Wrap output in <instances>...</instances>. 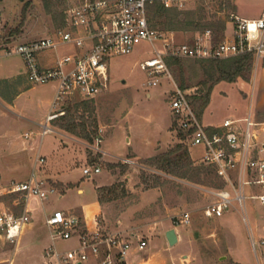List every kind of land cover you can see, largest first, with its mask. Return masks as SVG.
I'll return each mask as SVG.
<instances>
[{
	"label": "rangeland",
	"instance_id": "1",
	"mask_svg": "<svg viewBox=\"0 0 264 264\" xmlns=\"http://www.w3.org/2000/svg\"><path fill=\"white\" fill-rule=\"evenodd\" d=\"M81 1L1 0L3 22L0 25V47L53 34L67 24L70 10ZM236 3L243 14L264 8L262 0H237ZM186 11H195L197 21L201 24L225 22L226 30L214 32L216 40L220 42L231 33L236 6L235 0H195ZM208 29L211 28L162 31L172 34L173 37L169 38L175 44H181L193 41ZM70 49L61 47L58 51L61 54L74 52V49ZM163 49L162 43L155 46L142 43L132 54L110 59L108 90L91 99L73 98L65 106V114L57 119L58 124L63 118H73L76 127L74 132L60 130L58 124L57 129L64 136L48 133L42 137L39 133L43 131L47 115L53 110L56 82L31 84L25 73L26 76L18 82L19 87L17 81L3 79L22 65L21 57L13 55L0 58V160L3 167L8 165L3 172L0 168V198L3 205L10 208L18 206L20 197L7 193V189L12 182L28 179L35 166L34 163L28 166L23 156L18 158L12 155V142L8 143V139L3 136L5 133H10L20 146L36 140L33 146L26 148L33 160L39 150L42 156L49 159L50 152L62 141L63 144H76L84 153L85 160L78 164L80 170L91 165L101 167V173L93 177H87L81 171L72 174L74 181L80 182L79 186L85 188L84 194H78L77 187L66 195H62L59 190L51 194L42 209L43 221H35L33 229L21 240L17 250L16 245L0 241V264H10L11 261L13 264L43 262L45 258L49 259L45 248L51 244L59 252L76 247V239L65 241L53 237L52 240L44 213L50 215L56 209L66 211L75 205L92 203L94 185L98 184H102L97 189L103 205L100 224L107 227V232L120 231L131 240L144 237L149 241L148 248L157 249L158 243L162 241L154 253H158L157 259L165 264H264V245L260 244V240L264 239V205L260 206L257 200L247 201L251 226L257 240V249L254 251L248 228L238 210L230 209L218 219L203 215L202 208L212 200L205 190L226 186L224 180L215 173L211 176L188 175L182 178L144 164L143 158L136 159L137 166L118 165L122 162L119 156L149 157L162 151L156 150V146L164 149L169 141V149L180 142L186 143V138L181 137V132L176 130L171 108L172 93L176 84L179 87L181 84L180 69L168 65L171 77L161 75L160 82L151 86V77L140 67L141 62ZM181 61L184 81L189 85L185 90L189 96L200 87V82L208 81L210 84L212 76H219V72L211 71V61L187 58H181ZM9 99H14L15 107L9 106ZM80 103L83 104L78 106ZM69 108L72 113L66 114ZM249 112L254 122L264 120V68L260 65L256 70L254 61L251 69L236 81H220L215 85L201 124L208 127L210 124L223 123L226 119H244ZM240 125L244 127L245 123L241 122ZM27 132L32 135L29 140L25 138ZM100 148L109 152L107 159H117L106 161ZM190 156L193 161L199 160L200 148L190 147ZM109 163L115 166L111 167ZM37 174H40V166ZM58 189L64 190L65 187ZM185 210L193 213L191 224L177 227L180 243L165 245V231L175 228L174 216ZM122 224L125 229H122ZM160 225L161 233L151 234ZM158 236L160 240H151ZM147 250L130 254L127 264H142L147 259ZM182 254L189 255V261L188 258L181 261ZM54 263L55 260L49 261V264Z\"/></svg>",
	"mask_w": 264,
	"mask_h": 264
},
{
	"label": "built area",
	"instance_id": "2",
	"mask_svg": "<svg viewBox=\"0 0 264 264\" xmlns=\"http://www.w3.org/2000/svg\"><path fill=\"white\" fill-rule=\"evenodd\" d=\"M194 1L82 0L70 10L67 24L53 34L0 47V58L13 55L21 57L31 84H57L53 110L43 124L41 136L54 132L49 124L65 114V106L70 100L76 97L95 98L108 90L110 59L132 54L142 43L152 46L162 43L164 46L152 58L140 63L141 69L151 77V86L160 82L161 75L171 77L167 64V58L170 57L218 61L250 55L256 70L260 65L264 68V11L259 17L251 19L233 15L231 33L220 42L216 40L214 32L208 29L191 42L175 44L170 39L172 34L151 26L149 14L153 5L186 11ZM2 22L0 0V25ZM61 47H70L74 52L64 54L53 66L41 64V54ZM171 100L176 130L185 134L189 148L199 147L201 150V156L195 162L214 170L217 177L226 183L225 187L205 190L212 200L202 208L203 215L218 219L230 209L238 210L256 251L257 240L251 226L247 201L257 200L260 205H264V121L254 122L249 112L246 118L226 119L221 126L211 131L198 119L187 90L176 84ZM241 122L245 123L244 127L240 125ZM30 136V133L25 134L26 138ZM121 161L124 165H138L136 160L128 157ZM45 162V158L38 154L30 177L26 181L12 182L6 188L7 193L20 197L18 206L21 204L23 208L20 212L9 206L0 209V240L17 247L31 223L27 208L30 199L44 201L58 191L37 174V169ZM83 173L93 177L101 173V167L91 165ZM192 216L191 210L176 214L175 228L191 224ZM47 224L55 239H76L78 242L76 247L65 252L50 247L46 253L55 260L54 264H86L92 259H96L99 264H127L133 250L140 253L148 246L146 238L139 236L137 240H131L120 231L107 232L99 228L91 232L83 218L62 210H56L48 218ZM260 244L264 245V239L260 240Z\"/></svg>",
	"mask_w": 264,
	"mask_h": 264
},
{
	"label": "crops",
	"instance_id": "3",
	"mask_svg": "<svg viewBox=\"0 0 264 264\" xmlns=\"http://www.w3.org/2000/svg\"><path fill=\"white\" fill-rule=\"evenodd\" d=\"M262 1L264 2V0H262ZM236 2H237V0H235L236 15L237 16H240V17L243 16V18H248V19L257 18L264 11V8H261V9H258L257 11H255L254 13H250V14L244 13L243 14L241 12L240 8H238V5H237ZM44 37H46V36H44ZM69 50H71L70 47H69ZM61 53L62 52L60 50L59 51L58 50H54V51H50V52L47 51V52L41 54V56H40V62H41V64L43 66H47V67L48 66H53V65L56 64L57 60L61 56L64 55V54H61ZM22 62H23V60H22ZM25 73L26 72H25L24 62H23L22 65L17 70H14L13 73H11L10 75H7V77H5L3 80H7L8 82L9 81H12L13 82V80H15V81H17V84L16 85L20 87V83H18V82H20L22 80V78L25 75ZM54 89H57V88L54 87ZM55 94H56V90H55ZM54 98H55V95H54ZM8 104H9L10 107H15V101H14V99H9ZM48 115H47V117H48ZM47 117H46V119H47ZM46 119H45V122H46ZM57 119H55L52 122H50L49 125L54 130V132H51L49 134H60V135L64 136L65 134H63L62 132H60L57 129V126L59 124V123L57 124ZM222 124L223 123L210 124L208 127H218V126H221ZM59 128H60V130H64L60 126H59ZM39 133H41V132H39ZM39 133H37V134H39ZM5 135H3V136L6 139H8V143H11L12 142L11 143V146H10V147H12L11 148V150L13 152L12 155L17 156L18 158L21 157V156L25 157V159L27 160L28 166H29V164L30 165L31 164L33 165V163L35 164L36 157L33 160L30 157V155L28 153L29 151L26 148L28 146H30V147L33 146L35 144L36 140L34 142H29L27 144H24V145L20 146L19 144L16 143L17 140H15V138L12 137L10 133H5ZM31 136L29 138H26V137L25 138L29 140V139H31ZM263 139H264V137H263ZM129 140L130 139L127 137V141L128 142H129ZM169 143H170V141L167 143V145H166V147L164 149H162L161 146H156V148H155L156 150H162V151H159V152H157V153H155V154H153L152 156H149V157L119 156L118 159L119 158H125V157L132 158L134 160H136V159H142V158L143 159H145V158H151V157H153V156H155V155H157L159 153L161 154V153H164V152L168 151V149H169L168 148L169 147ZM25 145H27V146L25 147ZM157 147H158V149H157ZM100 150L103 153V158H105L106 161H109L110 162V161H115L117 159V158L116 159H111V160L107 159V156L109 155V152L106 149H104V148H102V149L100 148ZM40 152H41V150H39V153L38 154H40ZM17 157H16L15 160L18 159ZM44 158L46 160V164H45V166L44 165L40 166V174H39V177L40 178H43V179L47 180L49 182V184L54 185L57 189H58V187L61 188L62 186H64L65 187L64 190L63 189H58L61 192L62 195L68 194L71 190H73L76 187H77L78 194H84L85 193V188L80 187L79 186L80 182H78V183L75 182L74 181V178L72 177V174H74L76 171H81L83 173V171L80 170V167L78 166V164H79L80 161H84L85 160V156H84V153L82 152V150H80L79 146H76V144H74V143L73 144L71 143L69 145V144H67V142L65 144H63V142L61 141L50 152L49 159L47 157H44ZM5 167H8V165L3 167L2 160H0V168H1L2 172L4 171V169H6ZM9 168H11V167H9ZM125 178L127 179L128 176L126 175ZM86 179H91V178H86ZM26 180L24 179L23 181H26ZM129 181H131V180L129 179ZM101 186H102V184H98L96 186L94 185V189H93V202L92 203H88L87 202V203H83L81 205L72 206L69 210H66V211L65 210H62L64 212L68 213V214H76V215L80 216L81 218H83V220L85 221V223L87 225V228L91 232H96L99 228L107 231V227L100 224L101 219H102V215H103V205H102V202L100 201L101 199L99 197V192L97 191V189H99V187H101ZM45 201L46 200L41 201V200H38L36 198H31L30 199L27 208L30 211L31 223L28 225V227L24 231V233H23V235H22V237H21V239L19 241V244H20L21 240L25 237V235L27 233H29L33 229L34 223H35V221L37 219L43 221L44 218H43V215H42L43 214L42 213V209H43V207L45 205ZM3 206L4 205H3L2 201H1V198H0V209ZM260 206H262V205H260ZM13 208L15 209L16 212H20L21 209L23 208V206L20 204L19 206H15ZM56 210H60V209H56ZM55 211H53L50 215H49V213H46V212L44 213V216H45V224L47 226H48V224H47L48 218ZM119 221H121V220H119ZM121 227H122V229H125L126 228L123 224L121 225ZM175 229H176L177 235H178V242H177V244H178L181 241V236H180L177 228H175ZM169 230L170 229H167L165 231V235H166V233ZM50 231H51V229H50ZM159 233H161V225L158 228H155V230H153L151 232V234H154V235H159ZM51 237H52V240H54L52 235H51ZM155 238H157V240H160V237L159 236L158 237H154L151 240L154 241ZM0 241H3V243L6 242L4 240H0ZM160 242L158 243L159 246H157V249H159L160 246L162 245V241H160ZM163 242L165 243V245L168 243L166 237H165V240ZM19 244L17 245L16 250H17ZM77 244H78V242H77ZM149 245L150 244H149V241H148L147 248L149 247ZM50 247L54 248V245L51 244L50 246L46 247L45 248V253H46V251ZM147 248L145 249V251L147 250ZM157 249H155L154 247H151L150 246V248H148V250H147V254H145L147 259L145 261H142V264H165V262L163 263V261H159L157 259L158 253H154L155 250H157ZM65 251H67V250H65ZM135 251L136 250H133L130 254H132ZM46 255H47V253H46ZM47 257L49 258V256H47ZM185 258H188L187 260L189 261V255H183V254H182L180 260L181 261H184ZM49 261H53V259H51V258L46 259L45 258V260L43 262H39V263H35V264H49ZM136 263L137 262H135V264ZM10 264H13V261H11ZM86 264H99V262L96 259H92L91 261H89Z\"/></svg>",
	"mask_w": 264,
	"mask_h": 264
},
{
	"label": "trees",
	"instance_id": "4",
	"mask_svg": "<svg viewBox=\"0 0 264 264\" xmlns=\"http://www.w3.org/2000/svg\"><path fill=\"white\" fill-rule=\"evenodd\" d=\"M186 14V15H185ZM149 22L152 27L158 30H179V29H206L208 27L211 28L213 32H220L226 30V23L221 22V24H201V22L197 21L196 12L195 11H179L177 9H169L162 8L160 6L153 5L150 14H149ZM200 61V60H197ZM212 62L211 71L219 72V76L217 78L211 77V83L208 81L200 82V87L195 91V93L189 96V99L196 111L198 119L201 121L203 118V114L205 109L208 107L211 101V96L215 85L220 81H229L234 82L240 76H244L247 71H249L252 67V58L250 55L238 56L229 58L226 60H206ZM167 64L169 66H177L180 69L179 75L181 78L180 88L183 90L187 89L189 85H187L184 81V69L183 62L180 58H167ZM83 103L78 104V106ZM67 113H72V110L69 108ZM67 118H63L65 120ZM61 121L59 126L62 129L67 131L74 132L76 131V127L74 126L73 118H69V120ZM215 128L210 127V130L213 131ZM181 137L186 138L183 132L180 133ZM86 137H89L88 135ZM144 164L157 167L158 169L164 170L168 173H172L176 176H180L182 178H187L190 176H211L214 172L211 168H208L202 164H197L192 160L190 156V148L187 143L180 142L176 144L173 148L168 151L156 155L154 157L144 159ZM119 163L118 165H121ZM109 166H115L114 164H108Z\"/></svg>",
	"mask_w": 264,
	"mask_h": 264
},
{
	"label": "water",
	"instance_id": "5",
	"mask_svg": "<svg viewBox=\"0 0 264 264\" xmlns=\"http://www.w3.org/2000/svg\"><path fill=\"white\" fill-rule=\"evenodd\" d=\"M166 238L170 246H174L178 242V235L175 228L170 229L166 233Z\"/></svg>",
	"mask_w": 264,
	"mask_h": 264
}]
</instances>
